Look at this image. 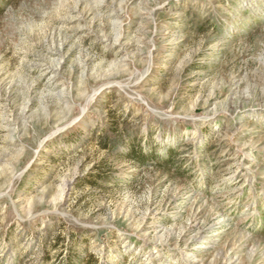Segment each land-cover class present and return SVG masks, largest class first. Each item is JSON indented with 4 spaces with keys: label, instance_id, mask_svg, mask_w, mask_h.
<instances>
[{
    "label": "rangeland",
    "instance_id": "obj_1",
    "mask_svg": "<svg viewBox=\"0 0 264 264\" xmlns=\"http://www.w3.org/2000/svg\"><path fill=\"white\" fill-rule=\"evenodd\" d=\"M0 264H264V0H0Z\"/></svg>",
    "mask_w": 264,
    "mask_h": 264
}]
</instances>
